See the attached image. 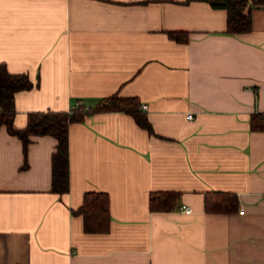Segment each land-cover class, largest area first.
I'll list each match as a JSON object with an SVG mask.
<instances>
[{
  "label": "crops",
  "instance_id": "crops-1",
  "mask_svg": "<svg viewBox=\"0 0 264 264\" xmlns=\"http://www.w3.org/2000/svg\"><path fill=\"white\" fill-rule=\"evenodd\" d=\"M211 1L0 0V63L35 84L16 93L17 128L118 95L138 98L154 130L123 111L72 123L61 195L57 140L25 150L2 125L0 264H264V5L231 35ZM161 191L181 193L174 210L150 209ZM87 192L109 194L107 232L75 213ZM212 192L236 194L238 211L207 212Z\"/></svg>",
  "mask_w": 264,
  "mask_h": 264
},
{
  "label": "trees",
  "instance_id": "trees-1",
  "mask_svg": "<svg viewBox=\"0 0 264 264\" xmlns=\"http://www.w3.org/2000/svg\"><path fill=\"white\" fill-rule=\"evenodd\" d=\"M215 8L225 9L228 14L227 34L247 33L252 29L251 10L254 5H264V0H212ZM170 37L187 42L188 34L171 32ZM35 84L28 74L10 72L6 63H0V127L5 125L10 134L18 136L25 150L31 142V136H53L57 140L56 151L52 156V190L65 194L70 189L69 129L75 122H83L94 112L123 111L133 116L136 122L151 134L153 127L148 117L140 110L141 102L136 97L113 95L100 100L94 107H74L70 111H35L28 115L27 125L17 128L16 93L31 90ZM27 166V165H25ZM180 192L161 191L150 195L152 211H171L179 203ZM239 208L236 194L212 192L206 196L205 210L209 213H235ZM83 216L84 228L91 233H104L110 229V197L106 192H87L81 208L75 212Z\"/></svg>",
  "mask_w": 264,
  "mask_h": 264
},
{
  "label": "built area",
  "instance_id": "built-area-1",
  "mask_svg": "<svg viewBox=\"0 0 264 264\" xmlns=\"http://www.w3.org/2000/svg\"><path fill=\"white\" fill-rule=\"evenodd\" d=\"M142 107H143V109H147V108H148V105H147V104H143ZM71 109H72V108H71ZM71 109H70V110H71ZM70 110H69V111H70ZM188 118H189L190 120H192V119H193V115H192V114H189V115H188ZM181 210L184 211L185 213H192V209H191V207L186 206V205H183L182 208H181Z\"/></svg>",
  "mask_w": 264,
  "mask_h": 264
}]
</instances>
